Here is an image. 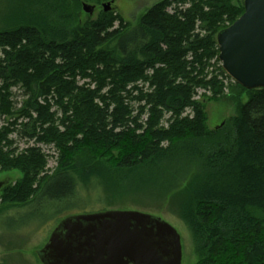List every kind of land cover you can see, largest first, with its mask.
<instances>
[{"label": "trees", "instance_id": "16d2710c", "mask_svg": "<svg viewBox=\"0 0 264 264\" xmlns=\"http://www.w3.org/2000/svg\"><path fill=\"white\" fill-rule=\"evenodd\" d=\"M98 1L16 0L8 12L0 173L23 178L6 186L4 204L82 198L86 208L92 190L106 203L145 188L179 201L198 264H264V89L235 84L251 96L230 127L211 131L205 113L231 80L217 36L244 0H161L134 25L111 12L80 23L82 3ZM15 134L34 146L13 148ZM39 144L58 153L50 176Z\"/></svg>", "mask_w": 264, "mask_h": 264}, {"label": "water", "instance_id": "95a60500", "mask_svg": "<svg viewBox=\"0 0 264 264\" xmlns=\"http://www.w3.org/2000/svg\"><path fill=\"white\" fill-rule=\"evenodd\" d=\"M245 13L217 36L223 70L248 90L264 89V0H244ZM90 15L95 7L84 4ZM110 6H105V12ZM4 183L0 182V191ZM42 264H182L179 232L160 217L111 210L63 220L38 252Z\"/></svg>", "mask_w": 264, "mask_h": 264}, {"label": "rangeland", "instance_id": "374dc122", "mask_svg": "<svg viewBox=\"0 0 264 264\" xmlns=\"http://www.w3.org/2000/svg\"><path fill=\"white\" fill-rule=\"evenodd\" d=\"M16 0H0V30L7 28L8 12L16 7ZM161 0H100L98 2H83L81 5L79 22L84 24L89 20H97L105 13V6H110L111 13L120 15L127 24L132 25L144 13ZM84 4L95 7V12L90 15L84 11ZM108 13V12H106ZM134 25V24H133ZM222 65V64H221ZM230 77V76H229ZM231 78V77H230ZM224 96L209 100L205 105V113L208 118V127L211 131L216 130L223 124L230 127L232 120L238 115L241 104L248 102L251 92L238 88L236 82L226 80ZM17 100H21L18 95ZM4 122L0 121V126ZM14 140L13 148L23 151L34 146L33 142L21 140L16 134L10 137ZM43 153L47 155V167L45 175H52L58 167V153H55L54 145L39 144ZM23 175L19 171L0 173V182L4 183L0 191V264H42L38 257L48 243L57 226L71 216L95 214L111 210L140 211L162 218L172 225L181 235L183 245L182 264H198L202 254L198 252L196 239L191 224L183 217L178 202L169 203L162 201L160 196L143 188L121 189L118 193H111L107 202H99L97 193L92 190L89 196L88 206L85 208L81 200L60 202L49 205V202L38 204L29 209L11 207L12 204H4L5 188L14 186L21 181ZM116 181H118L116 179ZM122 182V181H121ZM119 184V183H118ZM122 185V183H121ZM28 208V209H27ZM6 214L3 215L4 210ZM3 212V213H2ZM264 217V213L260 214Z\"/></svg>", "mask_w": 264, "mask_h": 264}]
</instances>
